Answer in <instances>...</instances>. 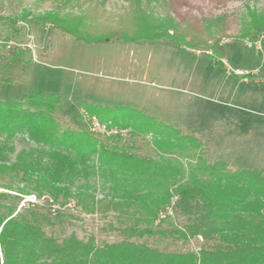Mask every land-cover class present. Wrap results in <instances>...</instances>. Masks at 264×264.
<instances>
[{
  "label": "rangeland",
  "instance_id": "374dc122",
  "mask_svg": "<svg viewBox=\"0 0 264 264\" xmlns=\"http://www.w3.org/2000/svg\"><path fill=\"white\" fill-rule=\"evenodd\" d=\"M51 1L0 0V15L6 17L0 20V49L10 55L19 52L20 59L11 74L13 81H0V100L18 99L34 91L57 93L63 98L58 113L62 128L88 129V112L92 110L109 129L119 131L120 143L129 139L130 131H138L154 144L163 137L158 134L161 127L168 126L202 138L210 160L225 159L237 168L264 165V29H253L246 39L237 38L252 11L264 16V0L232 1L222 7L209 0L169 3L168 11L182 25L202 28L208 17H225L221 32L226 35L212 38L219 52L216 55L208 47L180 49L167 39L77 41L51 24L40 27L32 21V16L50 11ZM160 2L150 4L156 16L165 14ZM124 5V1L109 0L103 23L119 26L117 17ZM222 123L238 127L247 137H237L233 129L222 130ZM45 153L26 135L17 136L3 149L0 161H22L28 175H11L8 181L0 182V191L26 192L19 203L0 202V211L15 209L28 215V202L39 196V187L42 196L36 212L48 232L55 229L60 239L74 233L97 246L118 241L116 233L105 228L107 222L115 220L113 215L85 214L73 199L66 204L51 202L47 187L38 184L41 165L49 161ZM180 160L184 165L180 175L176 177L174 170H169L175 178L168 211L156 228L181 227L201 206L200 201L182 199L177 193L176 189L194 182L189 160ZM113 166L95 154L88 167L79 164L68 175L53 176L49 181L74 193L122 196L118 186L126 173L114 177L107 170ZM188 247L198 250L195 241L184 244L183 249Z\"/></svg>",
  "mask_w": 264,
  "mask_h": 264
},
{
  "label": "trees",
  "instance_id": "16d2710c",
  "mask_svg": "<svg viewBox=\"0 0 264 264\" xmlns=\"http://www.w3.org/2000/svg\"><path fill=\"white\" fill-rule=\"evenodd\" d=\"M108 1L52 0L50 11L31 19L40 27L51 24L59 33L85 43L167 39L180 49L212 48L215 55L219 52L212 38L226 35L221 32L224 16L206 18L202 28L176 21L168 11L174 0H160L163 16L151 11L154 0H121L125 5L117 17L119 26L113 27L101 19L107 17ZM209 1L222 7L232 1L257 0ZM250 17L238 39L248 38L253 29H264V16L252 11ZM5 19L0 15V20ZM19 62V52L10 55L0 49V81L11 83ZM62 104L61 95L44 91L0 100V156L17 136L26 135L49 157L41 165L38 184L47 187L51 202L66 204L73 199L85 214L113 215L115 220L105 228L113 230L119 240L97 246L74 233L60 239L55 229L48 232L36 212L42 196L37 187L39 196L28 202V215L15 209L0 211V264H264V165L237 168L225 159L210 160L203 139L179 128L161 127L158 134L163 137L154 144L138 131H130L129 139L120 143L115 134L62 128L58 115ZM88 113L97 115L92 110ZM220 128L247 137L233 125L222 123ZM95 154L114 165L107 169L114 177L126 173L118 186L122 196L74 193L49 181L53 176L68 175L79 164L88 167ZM180 159L189 160L194 182L176 189L177 193L182 199L200 201L201 206L181 227L156 228L165 218L160 215L166 211L174 184L169 170L172 168L176 177L183 172ZM20 174L28 175L22 161H0V182ZM25 194L24 190L15 194L0 191V202L19 203ZM192 241L198 250H184V244L189 246Z\"/></svg>",
  "mask_w": 264,
  "mask_h": 264
},
{
  "label": "built area",
  "instance_id": "2783aa9c",
  "mask_svg": "<svg viewBox=\"0 0 264 264\" xmlns=\"http://www.w3.org/2000/svg\"><path fill=\"white\" fill-rule=\"evenodd\" d=\"M89 121V130L91 132L97 133V134H115L119 133V131L117 129H109L108 125L101 121L97 116L92 115L88 118ZM123 130V129H122ZM33 201L36 200V196L34 195V198L31 199ZM166 210L165 212H161V217H165L167 214Z\"/></svg>",
  "mask_w": 264,
  "mask_h": 264
}]
</instances>
